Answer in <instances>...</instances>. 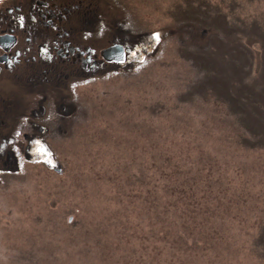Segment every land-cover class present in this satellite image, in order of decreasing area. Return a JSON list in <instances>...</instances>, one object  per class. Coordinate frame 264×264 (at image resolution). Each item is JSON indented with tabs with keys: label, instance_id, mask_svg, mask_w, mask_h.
Returning a JSON list of instances; mask_svg holds the SVG:
<instances>
[{
	"label": "rangeland",
	"instance_id": "rangeland-1",
	"mask_svg": "<svg viewBox=\"0 0 264 264\" xmlns=\"http://www.w3.org/2000/svg\"><path fill=\"white\" fill-rule=\"evenodd\" d=\"M128 1L156 56L64 90L52 154L0 172V264H264V0Z\"/></svg>",
	"mask_w": 264,
	"mask_h": 264
},
{
	"label": "flooded vegetation",
	"instance_id": "flooded-vegetation-1",
	"mask_svg": "<svg viewBox=\"0 0 264 264\" xmlns=\"http://www.w3.org/2000/svg\"><path fill=\"white\" fill-rule=\"evenodd\" d=\"M133 7L128 0H0V172L22 157L52 154V129L60 133L70 115L64 90L156 56L160 32L142 25Z\"/></svg>",
	"mask_w": 264,
	"mask_h": 264
},
{
	"label": "trees",
	"instance_id": "trees-1",
	"mask_svg": "<svg viewBox=\"0 0 264 264\" xmlns=\"http://www.w3.org/2000/svg\"><path fill=\"white\" fill-rule=\"evenodd\" d=\"M176 160H180V159H176ZM184 161L181 160L178 164L177 167H172L170 164L164 163L163 161L158 162L157 164V168L160 172V179L163 181L164 180V189L165 191L167 190H171L172 192L170 193V195H177L180 194V192L182 190H185L186 188H189V190L192 192V197L193 202L195 199H197L198 197H200L198 195V192L196 190V188L194 189L191 183H198L201 184V188L204 189V185L206 186V175L203 174V176L201 177H197V179H193L190 178L189 176L185 175V172L187 171L188 173V167H184L181 164ZM172 167V168H171ZM179 167V168H178ZM169 170L172 172L171 174L169 173ZM175 173H180L181 176L180 177H176ZM198 186V185H197ZM169 196H167V199L165 202H169L170 204L173 202V199L171 201H168L169 198H171ZM169 197V198H168ZM193 202H191V204H193ZM190 204V205H191ZM201 204H196L194 207H198Z\"/></svg>",
	"mask_w": 264,
	"mask_h": 264
}]
</instances>
